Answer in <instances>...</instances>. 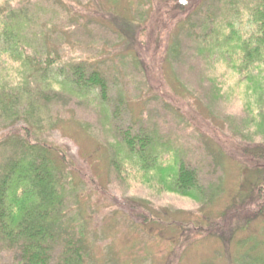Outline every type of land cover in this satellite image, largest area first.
Returning <instances> with one entry per match:
<instances>
[{
    "label": "rangeland",
    "instance_id": "obj_1",
    "mask_svg": "<svg viewBox=\"0 0 264 264\" xmlns=\"http://www.w3.org/2000/svg\"><path fill=\"white\" fill-rule=\"evenodd\" d=\"M221 1L201 0L184 17L164 0H31L38 13L26 22L29 36L35 32L61 47L57 62L81 60L99 69L108 79V112L119 106L115 120L138 124L150 137L141 154L146 163L134 157L136 164L126 159L115 170L112 131L101 132L107 120L97 104H90L91 98L81 102L69 91L59 96L61 118L43 136L66 147L91 179L75 176L84 192H77L79 205H69L76 207L63 225L72 213L81 216L82 239L95 264H246L245 256L249 264H264V68L237 82L229 69L221 75L222 64L216 63L211 76L187 42V36L201 34L202 14L222 12ZM11 2L23 6L25 0ZM100 7L114 10L115 21L138 20L134 49L116 47L123 58L112 50L117 39L112 21L92 15ZM125 29L129 34L120 36L122 41L134 42L128 40L131 25ZM147 42L155 45L149 49ZM170 44L180 47V63L166 52ZM110 62H118L115 71L106 65ZM119 94L123 104L115 99ZM180 164L195 174L187 196L173 188ZM129 205L139 210L130 214ZM58 253L56 247L54 261ZM19 259L16 249L0 248V264H20Z\"/></svg>",
    "mask_w": 264,
    "mask_h": 264
},
{
    "label": "trees",
    "instance_id": "obj_2",
    "mask_svg": "<svg viewBox=\"0 0 264 264\" xmlns=\"http://www.w3.org/2000/svg\"><path fill=\"white\" fill-rule=\"evenodd\" d=\"M11 1L0 0V248L16 249L20 264H95L92 252L82 239L84 220L81 216L71 212L73 216L68 219V225H63V218L79 205L77 192H84L78 188L83 183H75L76 177L87 182L91 179L77 169L66 147L43 136L61 118L62 107L57 106L59 96L69 91V95L81 102L91 98L90 104H97L107 120L102 124L101 132L112 131L114 145L110 162L115 170L118 166L123 167L126 159L133 160L134 157L138 162L146 163L148 157L143 159L141 154L149 146V136L138 124L128 126L115 120L121 109L119 106H115L111 114L108 112V79L99 69H89L81 60L57 62L61 47L56 43L50 46L35 32L29 36L26 22L32 16L36 19L37 4L25 0V6H22ZM164 1L173 12L179 10L186 17L201 0ZM218 9L222 12L202 14L201 34L187 36V42L192 57L199 58L211 69L207 70L211 71V76H215L212 71L216 63H221V75L227 74L229 69L238 78L237 82H242L253 71L264 68V0H222ZM113 11L108 13L100 7L92 15L98 14L105 24L112 21L109 24L117 35L112 50L123 58L124 54L117 53L116 47L134 49L138 43V20L119 16L115 21L117 13ZM76 14L81 15L78 10ZM120 22L125 23V28L131 25L128 40L134 39V42L122 41L120 36L124 38L129 32ZM27 37L33 38L34 42H27ZM147 44L151 49L155 42ZM181 47H186V43L183 42ZM165 50L173 62L180 63L182 53L177 44H170ZM98 65L103 63L98 62ZM106 65L115 71L118 62ZM196 66L187 67L192 71ZM202 69V73L206 72ZM115 99L121 104L125 101L124 95ZM108 117L113 118L109 121H115L110 123ZM133 163L136 164L134 160ZM144 169L145 165L139 171ZM195 183L193 170L178 165L173 188L187 196ZM95 188L105 195L100 186ZM111 200L118 203L114 198ZM72 202L76 205L73 208ZM128 208L130 214L139 210L132 205ZM56 247H59V253L54 261L52 255ZM248 258L245 256L241 263L249 264Z\"/></svg>",
    "mask_w": 264,
    "mask_h": 264
}]
</instances>
